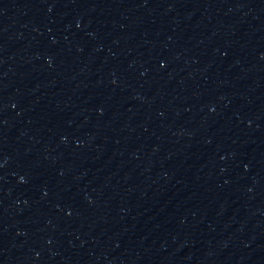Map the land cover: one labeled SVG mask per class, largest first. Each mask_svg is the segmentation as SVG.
<instances>
[{"label": "water", "instance_id": "obj_1", "mask_svg": "<svg viewBox=\"0 0 264 264\" xmlns=\"http://www.w3.org/2000/svg\"><path fill=\"white\" fill-rule=\"evenodd\" d=\"M0 82L124 152L264 264V0H0Z\"/></svg>", "mask_w": 264, "mask_h": 264}]
</instances>
